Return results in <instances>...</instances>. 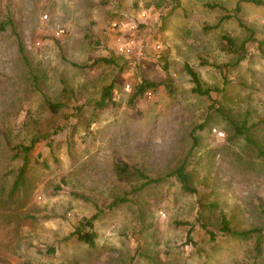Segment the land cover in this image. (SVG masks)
I'll use <instances>...</instances> for the list:
<instances>
[{"label": "rangeland", "instance_id": "1", "mask_svg": "<svg viewBox=\"0 0 264 264\" xmlns=\"http://www.w3.org/2000/svg\"><path fill=\"white\" fill-rule=\"evenodd\" d=\"M1 26L0 264H264V0H0Z\"/></svg>", "mask_w": 264, "mask_h": 264}, {"label": "trees", "instance_id": "2", "mask_svg": "<svg viewBox=\"0 0 264 264\" xmlns=\"http://www.w3.org/2000/svg\"><path fill=\"white\" fill-rule=\"evenodd\" d=\"M241 27H243L241 24H239ZM244 28V27H243ZM4 27L1 26L0 30H3ZM247 31H249L250 33H252L249 29H246ZM261 47V46H260ZM19 50L20 49V45H19ZM106 60V59H105ZM108 62V61H107ZM185 70L186 72L189 74V76L191 77V82L194 84V91L198 94H202V95H206L208 93V90L202 91L201 89V85L200 82L198 80V77L196 75V73L192 70V68H190L189 66H185ZM154 89V85L151 82L148 81H141V83L135 88L134 92L131 95V100L132 102H134L136 99L140 98L143 94H145L147 91L149 90H153ZM112 90V85H109L104 93L101 95V99L98 102V106L99 107H103L106 102L109 101L110 99V92ZM53 106V108H57L59 107V105H50ZM220 111V109H219ZM224 118L227 120V122H229L232 127L235 130V134L237 135H243L244 139L247 143L253 145L254 147H256V143L254 141H252V139L248 136H246L244 134V131L246 130L245 128V122H242L240 124L235 123L231 118L224 116ZM37 142L36 139L31 140L30 145L25 147L23 149L24 153L27 154L29 153L33 147L34 144ZM194 144H195V139L193 140ZM257 152L259 153L260 156H262L264 158V152L261 151L260 149H257ZM25 167H26V160L25 163H23L22 168L20 169L18 176L15 180V183L13 184V188L11 191V201L8 202V204H13L16 201H22L25 196L26 193L22 192L21 189L24 186V182H23V176L25 173ZM140 175V174H139ZM141 176V175H140ZM171 176H174L176 178V180L180 183L181 188L184 191L187 192H194L190 187H189V175L187 174V172L185 171V166L183 165V163L175 170L171 173ZM162 181L161 178H156V179H147V182L145 184H151V183H158ZM123 199H119L116 200L113 204H117V202H122ZM93 219L96 218L95 216L92 217ZM91 220L87 221V227H91L92 224L90 223ZM207 234H209L211 239H214V234L208 230L205 229ZM220 231L227 234L228 236L231 237H235L241 240H249L250 238H252L254 236V233H259L258 230L253 229V230H244V231H237L233 228L230 227L229 222L225 219V217L221 218V226H220ZM77 240L83 243H86L88 246H93L94 245V238L95 235L93 234L92 231H82V230H75V232L73 233ZM52 251V250H51Z\"/></svg>", "mask_w": 264, "mask_h": 264}, {"label": "built area", "instance_id": "3", "mask_svg": "<svg viewBox=\"0 0 264 264\" xmlns=\"http://www.w3.org/2000/svg\"><path fill=\"white\" fill-rule=\"evenodd\" d=\"M43 19H47L48 18V15L47 14H44L42 16ZM65 34V30L63 29L62 26L60 25H57L55 27V35L56 36H63ZM120 54H127L130 52L131 50V45L130 44H126V45H121L119 48H118ZM146 96L150 97L151 96V93L150 92H147L146 93Z\"/></svg>", "mask_w": 264, "mask_h": 264}]
</instances>
